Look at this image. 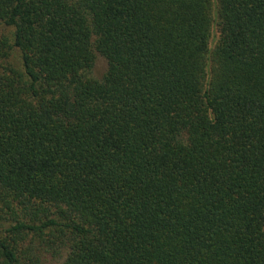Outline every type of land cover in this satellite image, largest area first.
Masks as SVG:
<instances>
[{"label": "trees", "instance_id": "1", "mask_svg": "<svg viewBox=\"0 0 264 264\" xmlns=\"http://www.w3.org/2000/svg\"><path fill=\"white\" fill-rule=\"evenodd\" d=\"M45 258L264 264V0H0V264Z\"/></svg>", "mask_w": 264, "mask_h": 264}, {"label": "rangeland", "instance_id": "2", "mask_svg": "<svg viewBox=\"0 0 264 264\" xmlns=\"http://www.w3.org/2000/svg\"><path fill=\"white\" fill-rule=\"evenodd\" d=\"M108 69V62L107 60L102 57L101 55L97 54L96 62L94 68L92 69L90 76L97 80H102L105 76ZM45 264H60V262L55 261L51 258H45Z\"/></svg>", "mask_w": 264, "mask_h": 264}]
</instances>
